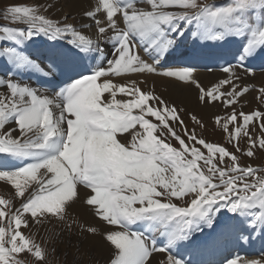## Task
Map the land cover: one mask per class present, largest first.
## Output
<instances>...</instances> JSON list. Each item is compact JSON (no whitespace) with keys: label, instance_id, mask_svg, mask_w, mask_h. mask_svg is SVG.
<instances>
[{"label":"rangeland","instance_id":"obj_1","mask_svg":"<svg viewBox=\"0 0 264 264\" xmlns=\"http://www.w3.org/2000/svg\"><path fill=\"white\" fill-rule=\"evenodd\" d=\"M116 1L117 0H112L116 8L115 17L117 23L115 25L118 27H122V24H125L124 15L132 13L130 9L132 5L137 6V4L141 2L145 3L143 0H120L123 4ZM170 2V4L167 3V5L163 7H165V11H169L167 13L169 17L173 19L176 18V26L173 30H178L177 32H173L170 28H166V26L162 25V28L168 33L170 40L163 44V46L166 45L169 47V45H171L176 49L177 45L174 46L173 43L175 42L176 44L177 42L179 45L182 44L177 50L182 51L183 49L184 51L185 47L190 48L194 46L192 43L194 39L198 41L201 33H198L199 35L197 38L193 36V34L194 32L197 34L199 29L198 32H205V34H203L205 37H212L214 39L213 41H216L215 43H212V41H209L211 43L207 42L211 45L210 49L212 50H208L207 53L204 54V56L213 55L210 58H213L212 61L215 63L211 65L206 64L204 67L199 68L191 65L171 63L173 60L157 64L158 55V57L155 55H146V52L143 48L139 47L138 43H133L134 45L131 49L133 48L132 50H135L132 53L135 60L140 62V68L130 69L131 71L121 70L119 74L116 75L104 74L99 76L95 72H92L90 61L89 64L87 61H83L84 65L88 64V69L83 71L82 69H84V66L81 65L83 60L82 56L66 55V57H72V59L77 58V60L74 59L73 64L75 67L72 68L70 74L77 71L78 75L72 74V80L63 79L60 83V79L66 77L67 74H61L58 82L54 79L55 77H52L48 79L47 83H43L44 77L41 75L40 78L29 77V79L35 82V85L41 89L50 92L58 90L60 97H63L64 101L63 105H61V109L70 113L72 111L71 106L74 105L72 104L74 99L77 100L80 97L78 96L80 89L81 91L82 89H87L94 83V79L100 82V78H118V76L126 77L140 74L146 71L147 69L145 67L149 65L150 68L154 69L153 72L163 77L165 76L169 82L178 85L179 88L182 89L186 86L190 90H194L195 88L194 91L196 95L201 93L199 97H201L202 100L210 104H217L219 109L209 119L199 121V118L195 117L194 120L187 123L183 120V117L180 116L179 107L182 105L180 102H177V104L172 101H167L163 106L156 107L155 109L147 105V112H144L143 109L139 107L140 104L132 105L130 108L128 107L127 110L125 107V109H122L120 108L121 106H110L105 103H99L100 118H96L99 123L95 126L102 125L101 109L107 108L104 112L106 116L103 122L104 131L97 128L93 129L92 127H94V124L89 126L87 125L88 123H82V125L83 127L87 125L89 132L94 135L86 140L88 143L95 140L96 136L100 134L113 135V131L115 130L113 122L117 120L125 121L126 118H130L135 126L145 127L148 132L143 131L147 134L148 138L146 137L144 142L148 145L146 144L142 151L144 153L145 151L149 152L150 156L147 160L155 163V166L159 165L161 167L158 169L161 170L159 173H164L165 175L161 174L162 177L159 180L160 182H157V179L155 180L151 174L150 178L146 177L142 180L131 181L134 182V186H132L133 188L128 187L127 176L121 175L115 170L117 160L113 149L109 150L108 161L106 163L110 175H108V179L104 180L109 181L113 179V182H116V189L110 187L106 188L107 191H110L108 193L111 195L109 208L110 211H113L112 213L116 215L118 225L129 232L141 234L147 240V243H150L148 245L149 250L154 252L156 249L158 250L160 248L159 250L166 251L167 253L177 254V258L183 264H201L200 260L194 262L185 259L188 254L193 253V250L197 249L195 245L188 248L186 253L185 251H180V242H194V240L191 239L195 238V233L197 231L198 233L200 232L198 236L199 239L198 237L195 238V242L206 240V242L208 241L209 243L210 240L213 241L212 237L216 234L224 237L228 230L233 229L237 233H242L244 231L247 233H242L237 240L231 241L229 246L226 244L227 242L224 241L226 237L223 239L221 238L220 242L224 244L222 246V251H226L225 245L229 248L230 246L233 247L234 250L231 252L230 248V252L225 255L226 258H229L228 260H224V257L222 258L223 260L221 259L224 263L219 262L216 264H244V260H251L252 264H264V261H262V259L264 260V80L261 79L263 77L261 74L264 73V68L257 69L256 67L248 66H254L260 61H264V59H262L264 58V44L261 42L264 39V0H170ZM56 3L58 5L55 14H59V18H55L53 16L54 14L50 15V13L45 12V8L42 5H37L34 0H26L17 4H6L1 2L0 38H2L7 31L10 35H13L14 38L22 37L21 33L27 31L28 27H32V30L29 29V34L32 37L27 36L26 38L31 40L35 36L40 37L41 34H48V36H53L55 38L53 41H62V45H65V48L67 47L65 50L68 52L72 53L70 49L74 48L79 54H85L86 57L91 53V50L87 48H77V45H74L75 41L81 39L79 37H77V39L72 37L75 36V30L79 28L78 20L75 18L76 15L64 12L65 8L61 1H57ZM163 19H165V17ZM207 21L212 23V26L207 27ZM97 23L98 20L95 19L92 26L96 27ZM115 32L114 30L109 34L108 42L111 41L115 35L117 36ZM120 41L117 42V48H119L120 43H122ZM7 44L9 43L6 42V39L0 41V47H4ZM113 44H116L115 41H113ZM113 51L114 49L112 52ZM216 52L222 53L220 56H217ZM55 56H57V54L52 55L53 58ZM53 58L51 59L53 60ZM221 58L226 61V64H224L223 67H216V65L219 64L218 61H221ZM236 58L240 60L245 59L246 62L242 63V61H239L233 64V62H236ZM253 58L255 62L252 61L254 60ZM43 59L41 60L43 61ZM86 59L88 60L87 57ZM164 59L167 60L166 58ZM43 62L45 65V61ZM65 62L68 61L65 60ZM113 62L115 64L114 60ZM113 62L109 60L105 62L104 65L107 67ZM223 63L224 62L221 61V65ZM235 65L245 74L246 81L241 83L238 81L237 77L235 78V76L232 75L234 74L233 72L231 75L229 74L231 73L230 68ZM263 66L264 64L262 67ZM170 68L172 70L175 68H185L187 70L196 69L210 73L217 70H221L222 73L227 71V77L226 75L224 76L225 78H229H222L221 81H218L220 79L218 77L220 75H218L215 77L216 79L213 83L207 86L204 85L203 81H195L197 85L194 84L195 86L191 87L192 80L185 79L183 75L176 76V74L171 73L172 70ZM12 72L11 69L5 70V77H10ZM37 73L40 74V72ZM148 74L153 75L151 72ZM77 76L79 77L74 79V77ZM88 77L90 78L88 79ZM23 79L25 80H22V82L26 81V76H23ZM73 81H79L80 85L78 88L73 86ZM55 82L57 83V88L54 87ZM67 82L68 86L66 85ZM70 82H72V84ZM202 89L205 92H202ZM177 91V95H180V97L181 94H187V91L179 93L180 90L178 88ZM70 92L72 96L67 98ZM126 94L127 93H124V95ZM83 96L81 99H83ZM185 97L182 96L183 99H185ZM48 103L47 98H45L42 93H38V95H35L32 99V106H38L37 112L34 113L35 115L31 122V127L37 130L39 138V140L37 138L35 144L42 147L47 145L51 146L52 149L49 154L56 155L57 153L58 159L66 161L65 153L72 147L71 133L76 129L75 127L78 126L70 124V120H68L67 124L69 126V131L67 129L65 135L58 137L60 132L63 131L60 122L62 117H60L58 113L51 114L50 112L52 109L50 105L55 108L57 103L54 101L47 105ZM108 107H118L119 109H110ZM13 109L14 108L6 114L7 110L2 111V108H0V131L5 135L10 132H15L17 134L16 131L20 130L21 123L18 118L21 113L20 111H16V113L12 115ZM133 109H138L139 111ZM112 113H115V115H112ZM143 118L146 119L145 122ZM92 120L93 122L95 121L93 118ZM52 126L55 127V132L53 133L52 131L54 128H52ZM249 126H255V131H249ZM26 133L27 131L25 130L23 135ZM54 133L60 138L58 144L53 143L56 139ZM51 134L55 135V139L51 138ZM69 135L71 136L70 138ZM119 136L120 135L115 134L114 138L120 141ZM8 139L0 134V146L12 149L7 152L11 153L12 151L13 156L11 159L18 160L20 165H18L16 169H10L9 167H12V165L10 166L6 162L8 166L4 167L2 172L19 171L27 166H33L36 162L35 159L37 157L35 153L37 151L34 150L31 151V153L27 152L28 155L19 151L15 152L13 143L17 141H13V139L9 137ZM142 139H144V137ZM19 143L21 145L24 144L20 141ZM133 144L134 143L130 144L123 142L122 146L118 147L121 148V150L127 151L126 149ZM151 145L156 150L153 151ZM79 146V150H81L82 147L81 145ZM84 146L81 151L75 153L67 160L68 163H66L65 166L74 180L76 179L80 184L90 188L94 186V180L92 179L94 176L93 173L101 169L102 165L97 162L98 155L95 150L96 148L92 149V157L89 155V163H86L85 167L87 168L90 163L91 165L85 172L83 169V155L86 146ZM57 150H59V152H56ZM157 151L163 153L162 157H159ZM58 153L60 155H58ZM144 153H141V155ZM165 157L166 159H164ZM71 160H75V163L72 164ZM6 163H4V160L0 159L1 165L4 166ZM153 165L151 168L154 170L155 166ZM13 166H15V163ZM91 169L93 171H91ZM167 170L172 171L168 172V174ZM166 173L169 176L172 173L170 179L172 178L174 181L170 179L166 180ZM166 182L169 183L166 184ZM101 186H103V184ZM28 192L18 200V203L16 202L17 205L15 204V208L8 207L0 209V264H122L120 259L124 258L125 252H119L120 254L116 252L110 257L96 255L93 250H88L89 252L86 251V253H84L81 250L83 240L76 235L66 236L64 233H60V231L46 230L43 233L41 232V235L44 234L42 237L40 235L38 237L34 235L31 236L30 233L26 232L25 227L21 225L26 216L24 214H27L28 211L26 207L30 203H34L35 205L44 193L37 192L36 194L29 195ZM145 197H147V199ZM124 199H129L130 201V206L126 209H123L124 206H121ZM146 200L150 201L147 202ZM140 201H142L144 205ZM194 201L195 203H193ZM107 202L108 200H106V203ZM192 203L194 204L193 207H191ZM4 207L6 206L4 205ZM194 207L195 212L194 210L190 211L191 208ZM121 212L129 217L127 218L128 221L132 222H127L128 224L131 225L138 222L136 224L139 226H146V231L143 233L139 228L138 230L129 229L130 227L128 228V224L122 219L124 216H122L123 214H121ZM14 218L18 219L15 220ZM144 228L145 227H143L142 230H144ZM203 231H205L203 235H206V237L202 235ZM238 234L240 235V233ZM252 235L254 237H252ZM246 236H251L252 238H246ZM122 239L125 245H127L128 241L125 238ZM240 239H242V242L244 241L245 246H252L254 249L256 248L257 251H245V246H241L242 242H240ZM204 242L205 241H203V243ZM238 246L239 249H241L240 251H238L239 249H235ZM205 248L206 253L213 258L211 261H205V264H215V262H217L215 258L218 256L216 255L218 245L216 244L215 248H211L210 246ZM176 249L178 250L176 251ZM232 253H237L236 261L228 262L232 259L229 256Z\"/></svg>","mask_w":264,"mask_h":264},{"label":"bare ground","instance_id":"obj_2","mask_svg":"<svg viewBox=\"0 0 264 264\" xmlns=\"http://www.w3.org/2000/svg\"><path fill=\"white\" fill-rule=\"evenodd\" d=\"M23 1L26 0H0V3L2 2L6 4H17ZM34 1L37 5H42L45 8V12L50 13V15L54 14L53 16L55 18H59V14H55V12H57V1H61L62 5H64V12L70 13L71 15H76L75 18L78 20L79 28L75 30V36L72 37L75 39L79 37L81 40L77 39L74 45H77V48L80 49L88 48L89 50H91V53L87 56V58L88 61L91 62L92 72H95L99 76L104 74L116 75L119 74L121 70L129 71L130 69L140 68V62H137L135 60L132 53L135 50H132L133 48L131 49V47H133L134 45L133 43H138L139 47L144 49L146 55H155L156 57L159 56L157 58V64L173 60L171 63L191 65L199 68L204 67L206 64L211 65L215 63L214 61H212L213 59L210 58L213 55L204 56V54L207 53L208 50H212L210 49L211 45L208 44L211 43L209 41H212V43H215L216 41H213L214 39L212 37V39L208 38V36L205 37L203 35L205 34V32H198L199 29L197 31V34H195V32L193 34V36L197 38V36L199 35L198 33H201L198 41L194 39L192 41L194 46L190 48L185 47L184 51L183 49L182 51L177 50V48L181 47L182 45H179V43L177 42L176 44L175 42L173 43L174 46L177 45L176 49L171 45H169V47H167L166 45L163 46V44L167 43L170 40L168 33L162 28V25L166 26V28L169 27L170 30H173V27L176 25V18L173 19L172 17H169L167 14L169 11H165V7H163L167 5V3L170 4V0H143L145 1V3L141 2L140 4H137V6L130 5L132 13L124 15L125 24H122V27H118L115 25L117 23V19L115 17L116 8L114 7L112 0ZM164 17L165 19H163ZM95 19L98 20V23L96 27H93L92 23ZM211 24L212 23L208 21L206 23L207 27L212 26ZM29 29L32 30V27H28L27 31H23L21 33L22 37L14 38L13 35H10V33L7 31L5 35L0 38V41L6 39V42L9 43L4 47H0V108H2V111L7 110L6 114H8L12 108H14L12 115H14L16 111H20L21 113L18 118L21 126L20 130L16 131L17 134L15 132H10L9 134L7 133L8 135H5L2 131H0V134L6 139H8L9 137L12 138L13 141H17L16 143H13L15 152L19 151L28 155V153H31V151L36 150L37 152L35 153V155L40 156H37L39 160L36 161L33 166H27L23 170L12 172L0 171V209L8 207L15 208V206L17 205L16 202L18 203V200L26 195L28 191V194L42 191L44 192V195L38 199V202H36L35 205L34 203H30L28 205V208L26 207L28 211L27 214H24L26 215L24 219L25 221L23 220L21 224L25 227L26 232L30 233L31 236L34 235L35 237H38L40 235L42 237L44 234L41 235V232L43 233L46 230L58 232L60 231V233L62 232L66 236L76 235L83 240L81 250L84 253H86V251L88 250H93L94 254L96 255H99L101 257H110L113 255V253H119L122 251L125 252L124 258L120 259L122 264H183L177 258V254L167 253L166 251L159 250L160 248L158 250L156 249L153 252L149 250L148 245L150 243H147V240L141 234L132 233L124 228H121L118 225L116 215L113 214V211H110L109 208V200L111 195L108 192L110 191H107L106 186H101V183L108 181L104 179H108V175H110V172L106 167V163L108 161L109 150L111 149H113L114 155H116L117 160L115 170L118 171L121 175L127 176V185H129L128 187L134 186V182L131 181H138L139 179L142 180L146 177L150 178L151 174L153 178H155V180L157 179V182H160L159 180L162 177L161 174H165L159 173V171H161L158 170L160 167L159 165L155 166V163L147 160L150 156V153L147 151H145L144 153L142 151V149L145 148L147 144L146 142H144L147 137V134L143 132L146 131L145 127L135 126L134 122H132L130 118H126L125 121L117 120L116 122H113V126L115 127L113 135L100 134L96 136L95 140H92V142L88 143V141L86 140L94 135L89 132L87 125H98L99 121H97L96 118H100L99 103H105L110 106H121L120 108H126L127 110L128 107L130 108V106L132 105L140 104L139 107H141L144 112H147V105L150 108L153 107L155 109L156 107L163 106L167 101H172L175 103L180 102L182 105H180V107L177 105L180 109V116L183 117V120L187 123L194 120L195 117H198L199 121L209 119L219 109L218 105L210 104L207 101L202 100L201 97H199L201 93L196 95L194 91L195 88L194 90H190L186 86L181 89L178 87V85L169 82V80H167L165 76L163 77L156 74V72H153L154 69L150 68L149 65H145V68L147 70L140 74L129 75L126 77L118 76V78H100V82L98 80L95 81L94 79V83L87 89H82V91L80 89L78 93V96L80 97L77 100L74 99L72 103L74 105L71 106L72 111L68 113L65 110L61 109V105H63L64 101L63 97H60V93L58 90L50 92L41 89L40 87H37L35 85V82H32L29 77L40 78V75H42L44 77L43 83H47L48 79H51L52 77H55L54 79H56V81L58 82L61 74H67L66 77L60 79V83L63 79L69 80L72 78V74H77V71L70 74L72 68L75 67L73 64L74 59L77 60V58L72 59V57L60 55L62 52H68L67 50H65L67 47L65 48V45H62V41L60 40L53 41L55 38L53 36H48V34H41L40 37L35 36L33 39L28 40L26 37L30 36ZM114 30L116 31L115 33H117V36L115 35V37L108 42V36ZM113 41H115V45L113 44ZM118 41L122 42L120 43L121 46L119 45V48H117ZM113 49L114 51L112 52ZM45 53L46 55L50 56H52L53 54H57V56L59 57V64L68 65V69L59 70L57 67H54L53 64L50 67L47 65L45 66L43 64L44 62H41V59L45 58L43 56V54ZM221 53L222 52H216V55L220 56ZM51 58L53 57H50L49 59ZM164 58H166L167 60H165ZM65 60L68 62H65ZM109 60H111L112 62L114 60L115 64L113 62L106 67L104 63ZM252 61L255 62V59ZM223 62L224 63L222 65H219L220 67H223L224 64H226V61ZM5 68L11 69L13 71L11 76L8 78L4 75V71L8 70ZM176 68L173 70L170 68L172 70L171 73L176 74V76L183 75L185 79L190 81L192 80L193 82H191V87L197 85L195 81H203L204 85L207 86L213 83V81L216 79L215 77L218 75H220L218 76L220 78L218 81H221L222 78L224 79V75H226L227 77V71L222 73L221 70H217L210 73L207 71H199L196 69H182L183 67L178 69ZM231 68V73L228 72L230 75L233 72L234 74L232 75L235 76V78L237 77L238 81H240L241 83L243 81H246L245 74L238 67H236V65ZM87 69L88 67L84 66V69L82 70L85 71ZM37 72H40V74H38ZM150 72L153 75H149L148 73ZM23 76H26V81L24 82H22V80H25L23 79ZM261 76H263L261 79L264 80V73H262ZM89 78L90 77H88V79ZM70 83L72 84V82ZM66 85L68 86V82ZM79 85V81H75L73 84V86L77 88ZM177 88L180 90L179 93H184L187 91V94H181V97L180 95L178 96ZM201 91L205 92L203 89ZM38 93H42V95L47 98L49 102L47 105L51 104L54 101L57 103V105H55V108L50 105V107L52 108L50 112L51 114L58 113L60 117H62L60 122L62 124L61 127H63V131L60 132L58 137L65 135L67 129L69 131V126L67 124L68 120H70V124L78 126L75 127L76 129L72 131V137L69 135V138H72V147L67 153H65V158L67 160L70 159V157L75 153L81 151L84 144L85 146L88 144L86 147H84L86 149H89V155L91 157L92 149L96 148L95 150L97 151L98 155L97 162L102 166L101 169H98L93 173V187H86L80 184L76 179L74 180L71 173L65 166L68 161L58 159L57 153L56 155L49 154L52 149L51 146L47 145L45 147H42L35 144L38 138V134L37 130L31 127V122L33 116L35 115L34 113L37 112L38 106H32V99L35 95H38ZM124 93H127V96L124 95ZM82 96L83 99H81ZM182 96H186L185 99H183ZM112 115H115V113H112ZM92 118L95 119L94 122ZM82 123L88 124L84 125L83 127ZM52 128H54L52 131L53 133L55 132V127L52 126ZM255 129V126L248 127V130L251 132H254ZM25 130L27 131V133L23 135ZM115 134L120 135V141L114 138ZM55 135L51 134V138L55 139ZM58 137L56 135V139L55 141H53L54 144H58V142L60 141V138ZM143 137L144 139H142ZM19 141L23 142L24 144L21 145ZM123 142L134 144L127 148V151H124L118 147L122 146ZM79 145H81L82 147L81 150H79ZM0 152L5 153L7 151H4L0 148ZM56 152H59V150H57ZM7 153L9 155L12 154V152ZM141 153L144 154L141 155ZM58 155L60 154L58 153ZM71 163L74 164L75 160H71ZM9 165L11 166L12 164ZM152 165L155 166L154 170L153 168H151ZM6 166H8L7 163L4 164V167ZM91 171L93 170L91 169ZM171 171L172 170H167V173ZM167 173V178H165L166 180L170 179V176L172 174L171 173L169 176V173ZM193 177L195 179L194 174ZM170 180H172V178ZM168 183L166 182V184ZM147 197L145 198L147 199ZM106 200H108L107 203ZM122 202L121 206H124V208L122 207L123 209H126L128 206H130L129 199H124ZM140 202L143 203L142 201ZM193 203H195V201ZM193 203L191 207L194 206ZM4 205L6 207H4ZM119 209L121 211L120 207ZM192 210H194L195 212V207L191 208L190 211ZM121 214H123L122 216L124 217H122V219L126 223L130 222L127 219L129 218L128 216H125L122 212ZM135 225L134 227L136 228L143 229L144 227L143 225H140V227H137L139 226L138 224ZM127 226L130 227V225ZM145 229L146 227L144 228V230ZM239 236L240 235L237 232H235L233 229H230L226 232V235H224V237H226L224 241H226V244L229 246L231 244V241L237 240ZM224 237L222 235L216 234L214 237H212L213 241L210 240L209 243L208 241L206 242V240H203L205 241L204 243L203 241H198L196 243L195 238H192L191 240H194V242H180V251L186 252L188 248H191V246L195 245V248L197 249L193 250V253L188 254L185 259L194 262L200 260L201 264H205V261H211L213 259L212 256L206 253L205 247L210 246L211 248H215V245L217 244L218 248L216 251V255L218 256L215 258L217 260L215 264L219 262L224 263V261H222V258H224L225 255L228 254V252H230V248L227 245H225L226 251H222V246L224 244L223 242H220V239H223ZM122 238H125L128 241L127 245H125ZM243 246H245L244 241L242 242V247ZM245 249L246 251L250 252L257 251V249H254L252 246H245ZM177 250L178 249H176V251ZM236 254L232 253L231 255H229L232 259H230L228 262L236 261ZM228 259L229 258L226 257L224 258V260ZM262 261L264 260L262 259ZM243 263L252 264L251 260H244Z\"/></svg>","mask_w":264,"mask_h":264}]
</instances>
